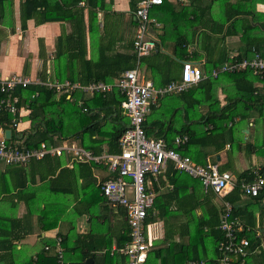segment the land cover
Returning <instances> with one entry per match:
<instances>
[{
  "label": "trees",
  "instance_id": "16d2710c",
  "mask_svg": "<svg viewBox=\"0 0 264 264\" xmlns=\"http://www.w3.org/2000/svg\"><path fill=\"white\" fill-rule=\"evenodd\" d=\"M139 1H129L131 11H135ZM204 1H207L206 5H204ZM81 2L85 3L84 7L87 9V16L89 18L88 28L92 31L93 25L91 26V24L92 20L94 22L96 20L97 11H106V8H109L105 0H22L19 5L20 28L22 31L26 30V22L29 20H33L35 25H42L49 22H68L71 24L73 29L72 34L61 36L57 39V46L59 45V47H57L58 52L55 54V64L60 60L64 61L63 68L61 65H59L61 68H56L55 66V75L59 81L64 80L71 84H79L81 86H88L93 83H113L114 81L112 80L114 78L119 80L124 72L138 70L142 66L151 71L153 79L159 78V84H157L158 86L154 85L155 87H163L170 82L179 80L181 66L179 69L177 59L166 56L160 50L137 57L132 42L126 48L131 50L130 53L116 52L115 54H103L101 55V61H98L96 64H93L89 60L85 61L88 69L87 72L82 74L81 72H74V62L77 59L82 61L85 57V8L80 7ZM216 2L222 10V19H224V22L229 23L227 36L235 35L237 28L241 27L243 29L239 37V53L233 61L239 62L243 59H250L253 54H257L264 59V11L260 12L256 9L257 4L264 5V0H235L234 3L230 2V0H189L188 7L183 8L184 10L182 9V11L186 14L184 22H187V28L191 29V33L200 19L197 10L201 11L205 16ZM12 7L13 0H0V25L7 24V26H13ZM225 14L227 15L225 16ZM177 16H180V11L177 13L175 6L170 4L168 0H162V4L149 11V17L151 19H153L152 17H156L164 28L168 27V25L175 24L176 20L180 18ZM205 18H207V15ZM175 26L177 27V24ZM220 33L213 32L212 34L216 35ZM183 37L185 39L188 38L185 34ZM72 43L74 47L70 48L69 45ZM187 44L185 40L176 41V46L178 49H182L181 51L186 50L185 47ZM212 51L210 49L208 50L211 58L213 57L211 55ZM218 52L224 63L230 61L227 59L224 48L219 49ZM175 66L179 70L177 74L173 72ZM26 67L27 64H25L24 68ZM205 67L207 70H212V68H218V63L211 62L209 58ZM86 73L87 75H85ZM220 76L225 77L234 88V93L228 94L229 99L226 106L222 108L215 107L218 105L215 98L216 79ZM218 77L203 80L181 94H167L155 103V105H163V108L170 105L172 113L168 117L170 125L166 133L170 131L173 137L175 135H188V143L179 151L184 155H188L193 161L201 165H205V158L208 155V153L204 152V149L212 148L217 153L226 144H229V139L232 140L230 133L227 136L224 134L226 129L230 132L233 129V124L227 127L228 123L232 122L234 118L246 119L249 116V112L256 108V105L264 106V97L258 95L256 91L257 87L255 86L259 82H264V71H258V75H253L251 69H246L233 73L220 74ZM12 95L17 96L19 99L16 104L17 109L23 107L30 110V113L26 117L30 121L29 130L16 133L15 129L11 126L12 116L5 111H0V129L4 131L10 130L11 137L9 141L15 142L21 140L22 145L26 149L38 148L43 142L53 143V137L57 136L60 137L56 141L57 144L61 141H65V144L68 146H75L76 144L79 148H83V150L87 149L94 156L102 152L103 145L108 146L107 152L116 153L118 138L128 124V119L122 116L120 112V104L126 97L116 88H112L110 91L103 93L75 89L71 92L58 95L53 89L30 84L25 87H16ZM68 96L69 98H67ZM5 97V95L0 93V99ZM199 105L208 106L209 111L205 115L194 113V107ZM244 105L246 108L243 109L244 111H241L240 107ZM182 114H184V120L182 119ZM258 114L262 117L264 115V109H259ZM16 117L19 120L22 119L18 113ZM178 123L180 124L179 126H177ZM144 124L145 121L143 126H145ZM210 124L213 128L210 131H204L203 128ZM171 143L168 142L169 145ZM61 157H65V161H69L70 159L69 163L73 162L77 164L75 170H67L74 178L83 174V164L78 163L86 162L78 160L72 154L65 152L58 157L45 156L41 160L31 161L26 166L42 163L44 165L47 162L50 163V161H53V158H57L53 162L51 169L55 170L60 168ZM89 163L96 169H102V166L95 165L93 162ZM23 167L25 166H14L17 170H23ZM63 169L60 168L62 174L66 172ZM41 171H50V168ZM166 173L174 192L179 190L180 184H186L181 183L184 180L189 182V186L192 189L195 188L193 183L198 184L202 188L199 180L191 178L183 172L173 170L171 165H168ZM46 176L43 175L40 179L44 180ZM0 177H2V172H0ZM108 178L109 174L107 173V177L101 179L98 185L99 191L101 183ZM252 178V171L247 170L237 174L234 187L223 198L225 202L230 203L232 206L242 196L246 197L243 195L240 185L242 182H250ZM177 193L179 192L177 191ZM63 194L65 195V193ZM2 195L3 192L0 191V197ZM210 195L213 196L212 194L203 195L206 202H209ZM263 197L264 192H260L258 196L248 198L253 199V204H264ZM102 199L106 202L104 196H102ZM195 200L196 204H179L177 209L174 210H168L167 207L170 204L163 208L159 207L158 216L164 219V237L162 240L155 242L153 247L149 248L145 264H188L189 262H193L194 264H221L219 262L221 253L218 251V243L223 239L222 233L218 230L220 208L214 204H204V202L199 204L198 199L195 198ZM49 201L54 202L53 200ZM42 205V207L38 206L37 208L40 230L44 232L55 229L57 223L66 215V209L61 208L58 204ZM76 205L78 207V204ZM76 205L73 210L76 209ZM87 207L85 214L88 216L86 210H89V206ZM152 207L156 208L158 205L154 204ZM198 207L202 209L200 218L195 215V209ZM152 210L153 208L148 210L145 225L152 223L153 219L149 217L152 215ZM232 213L236 215L233 211V206ZM179 216L185 217L186 221L180 224L168 223L169 219H178ZM3 217L5 216L0 213V264H56L55 250L52 256L45 254V252L50 251L49 246H46L47 249H44V251L38 252L35 259L31 258V256L19 255L16 246L13 244L12 239H10L12 229H7L6 226H2V223L6 222V220H3ZM190 218L194 220L189 221ZM88 220L91 225L89 233L82 237L81 240L75 241V246L77 245L78 248L84 244L82 249H79V256L77 257L70 251L61 248L63 260L67 264H84L86 259H92L93 264H126V258L124 256L110 254L111 245L109 240L111 239V235H113V233H109L111 230L110 222L106 218H97V216L88 217ZM245 228L243 232H238L236 236L238 240L242 238L248 240L249 244L246 248L248 254L243 260L238 257L229 264H251L250 255L253 253H256L258 256L260 255V264H264V238H255L254 233L245 231ZM71 230L74 229L72 228ZM96 235L106 240V245L104 246L106 250L100 255L94 254L97 251L94 243ZM174 236H178V241L174 239ZM115 237L116 247H121L127 243L129 240L127 225L122 227ZM184 237L188 238L187 243L183 242ZM58 238L62 242L61 245H63L65 240H68L67 235H61ZM100 250L98 251L101 252Z\"/></svg>",
  "mask_w": 264,
  "mask_h": 264
},
{
  "label": "crops",
  "instance_id": "0c3cea01",
  "mask_svg": "<svg viewBox=\"0 0 264 264\" xmlns=\"http://www.w3.org/2000/svg\"><path fill=\"white\" fill-rule=\"evenodd\" d=\"M129 1L130 0H105V2L108 3L109 8H106V11H97V17L95 20L97 23L92 20V31L88 28L89 18L87 16V9L84 7L85 3H80V7L85 8V57L83 59L84 61L77 59L76 62H74V72H81V74L87 72L88 69L85 61L89 60L93 64H96L98 61H101V55L103 54L131 52V50L126 48H128V45L133 40L135 34V22L133 11L130 10ZM20 2H22V0H13V26H7V24L0 25V79L19 74L31 79H40L42 82H63L64 80L59 81L55 75V70L57 67H60L59 65H61L62 68L64 67V61L62 60L55 64V54L58 52L57 47H59V45L57 46V39L61 36L63 37L72 34L73 29L71 24L68 22H49L42 25H35L33 20H29L26 22V30L22 31L19 19ZM168 2L175 6L177 13L180 11V16H177L180 18L176 20L175 24L168 25V27L164 28L162 23L158 21L156 17H152L160 24V27L158 29H153L151 33L159 41L157 50H160L161 53L172 59H177L179 69L182 62L187 60L190 55L192 57L191 60L198 64L205 73L211 71L207 70L205 67L209 58L211 62L218 63V67L224 63L221 55L218 54L219 49H225L228 60L230 57L238 55L240 44L239 37L241 30L243 29L241 27L237 28L235 35L227 36V32H229V23L224 22V19H222V10L217 2L206 14L207 18H205L206 15L204 16L201 11L197 10L200 19L197 22V25L192 29L193 34L191 33V29L187 28V22H184L186 14L182 11L183 8L188 7L189 0H168ZM230 2L234 3L235 0H230ZM206 4L207 1H204V5ZM256 9L260 12L264 11V5L257 4ZM226 15L227 14H225V16ZM176 24L177 27L175 26ZM213 32L221 33L214 35L212 34ZM184 34L188 36V41L183 37ZM179 40H185L186 43H188L185 47V51H181L182 49L180 50L176 46V41ZM69 46L70 48L74 47L73 43ZM209 49L213 50L211 53L213 56L212 58L208 52ZM25 64H27L26 68H24ZM137 72L141 82L149 81L152 82L153 85L158 86L159 78L153 79L150 70H147L142 66L140 69L138 68ZM85 75H87V73ZM115 80L116 79L114 78L112 81ZM216 81L215 98L218 105L215 107L222 108L226 106L229 99L228 94L234 93V88L225 77L220 76ZM255 86L257 87L256 91L258 92V95L264 97V82H259L258 84H255ZM163 107L164 106H161L160 104H154L150 107V112L148 116H146L144 127L148 137L163 139L168 143L172 142L176 135L173 137L170 131L166 133V130L170 125L168 117L172 113V108L170 105L166 106V108ZM263 107L264 106L262 105H256V108L249 112V116L246 119L242 120L234 118L233 121L227 125V127H229L233 124L232 127H236L235 134L240 135L243 141L248 137V141L250 142L249 146H253V143L257 144L259 142L264 145V115L260 117L258 114L259 109L263 110ZM244 108H246L245 105L240 107L241 111H244ZM24 110L21 122L16 127L18 133L28 131L30 127V121L26 119L30 110L27 108ZM208 111L209 109L206 105L194 107V113L199 115H205ZM182 119L184 120V114H182ZM179 125L180 124L178 123L177 126ZM212 128L213 127L210 124L204 127L203 130L210 131ZM1 131L4 132V130L0 129V133ZM258 131L262 138L256 136ZM229 133L232 135V131L230 132L228 129L224 131L226 136L229 135ZM251 134L253 135L251 136ZM257 139H259L258 142ZM61 142L58 143L59 146L61 145ZM75 146L77 145L75 144ZM247 146L248 145H246V147ZM107 147L108 146L103 145L102 152L97 156L115 154L107 152ZM116 148V153H118V147ZM261 148L262 150H257V153L260 154V156L252 154L248 164L245 159L248 153L246 150L239 149L237 155L234 157L231 152L226 150L231 149L229 144H226L225 147L217 153L214 152L212 148H207L204 149V152L208 153L204 164H206L207 161L215 164L221 172L230 173L236 180L237 174L242 173L243 171L248 170L251 172L256 168L264 169V146ZM254 149L256 148L254 147ZM84 150L87 151V149ZM249 152L251 154L252 149H250ZM217 157L219 159H217ZM62 158L63 157L60 158L61 161L59 167L61 169L64 168L63 170L66 171L64 174H62L60 168L51 170L53 162H55L57 158H53V161H50V163L47 162V164H44L45 166L42 163L25 166L22 168L23 170H17L14 166L2 165L3 168L0 169V172H2V177H0V191L3 192V195L0 197V213L5 216L3 217V220H6V222L2 223V226H6L7 229H12L10 239H12L13 244L16 246L19 255L31 256V258L35 259L38 252L44 251L45 247L49 246L50 251L45 252V254L52 256L56 247V239L61 235H67L68 240H65L63 245H61L62 242H60V248L70 251L78 257L80 253L79 249H82L84 244L78 248L77 245L75 246V241L81 240L82 237L87 235L91 227L88 218H86L85 204L86 206L94 207L97 211V218L103 217L110 222L111 230L115 231H109V233H113L109 240L111 245L110 248L116 246L115 236L122 227L115 225V216L123 217V214L121 213V209L118 210L107 205L102 199L98 185L102 178L107 177V173L103 168H94L89 162L78 163L83 164V174L74 178V176L69 174L67 170H75L77 164H74L73 162L69 163L70 159L69 161H65V157ZM47 168H50V171H41ZM166 171L160 174L157 178V182H154L152 185L153 193L155 194L153 205L157 204L158 207H152V215L149 217L153 220L151 224L146 225L147 238L149 243H151L150 247H153L155 242L162 240L164 237V219H161L158 216L159 207L163 208L170 204L167 207L168 210H174L177 209L179 204H196L195 198H197L199 204L204 202V204L217 205V207L220 208L221 214L222 203L225 202V199H223L224 197L218 198L213 194V196L210 195L211 198L209 197V202H206L203 195L211 193H205L196 183H193L195 188L192 189L187 180L181 182L186 184H180L179 190H177L179 193H177V191L174 192ZM43 175L47 176L44 180H41L40 178ZM193 181L195 180L193 179ZM186 185L187 187L185 188ZM89 189H94L96 194ZM63 193H65V195ZM49 200H53L54 202H50ZM252 201L253 199L242 196L239 201L232 204L233 211L236 213V215L232 213V216L236 217L241 222L243 229L246 227L245 231L252 232L254 233L255 238L261 239L264 238V204H253ZM42 204H58L61 208L66 209V215L70 210L75 208L76 204H78V207L76 205L78 211L75 213L76 217L66 218L65 215L61 221L57 223L55 229L43 232L40 230V224L37 217V208L38 206L42 207ZM195 213V215L200 218L202 209L200 207L196 208ZM192 220L194 219L190 218L189 221ZM185 221V217L179 216L178 219H169L168 223L180 224ZM72 228L74 230H71ZM204 230H206V228H204ZM241 232H243V230ZM174 239L178 241V236H174ZM187 241L188 238L184 237L183 242L187 243ZM94 243L97 247V251H95L94 254L100 255L106 250L104 249L106 240L101 236L96 235ZM250 258L251 264H260L261 262L260 255L258 256L256 253L250 255ZM235 260L236 258L231 259V261Z\"/></svg>",
  "mask_w": 264,
  "mask_h": 264
},
{
  "label": "built area",
  "instance_id": "2783aa9c",
  "mask_svg": "<svg viewBox=\"0 0 264 264\" xmlns=\"http://www.w3.org/2000/svg\"><path fill=\"white\" fill-rule=\"evenodd\" d=\"M160 4L162 0H140L133 12L136 29L132 46L137 57L148 55L158 49L159 41L152 35L151 29H158L160 25L149 17V11ZM235 57H230V61L205 73L191 60L190 55L181 64L179 80L163 87H155L149 81H138L139 75L136 69L124 72L120 79L113 83H93L88 86L71 84L67 81L42 82L40 79H31L19 74L0 79V93L6 96L0 99V111L12 116L11 126L16 133H18L16 127L21 122V119L16 117L17 113L22 118L25 108L17 109L16 104L19 99L12 93L16 87L30 84L53 89L58 95L75 89L103 93L116 88L126 97L121 102L120 108L122 115L128 119L126 129L117 141L118 153L102 156H94L76 146L69 147L65 142H61L59 146L56 141L60 137L57 136L53 137V143L43 142L38 148L26 149L21 140L10 142V138L5 139L4 132L1 131L0 163L5 166H26L31 161L41 160L45 156H61L65 152L72 154L78 160L102 166L109 174V178L101 183V194L109 206L118 210L125 209L123 217L129 230L128 242L121 247H112L110 254L124 256L126 264H145L151 246L146 234L145 220L155 199L152 185L157 182L158 176L167 170L168 165L199 180L205 193H211L218 198H223L231 191L236 182L230 173L221 172L217 165L208 161L205 165H198L189 156L180 152L179 150L189 141L187 135L175 136L171 145L163 139L148 137L143 123L150 112V106L167 94H181L199 82L216 78L220 74L251 69L253 75H258V71H264V59L257 54L239 62L233 61ZM252 176L250 182H242L240 185L246 197H256L260 192H264V169H254ZM221 208L218 229L223 239L218 243V251L221 253L219 262L229 264L232 258L240 257L243 260L247 256L246 248L249 243L247 239H237L236 234L243 228L241 222L232 216L231 204L223 202ZM55 256L56 264H67L63 260L60 238L56 239Z\"/></svg>",
  "mask_w": 264,
  "mask_h": 264
},
{
  "label": "rangeland",
  "instance_id": "374dc122",
  "mask_svg": "<svg viewBox=\"0 0 264 264\" xmlns=\"http://www.w3.org/2000/svg\"><path fill=\"white\" fill-rule=\"evenodd\" d=\"M220 45V44H219ZM178 67L177 66H175L174 67V70H173V72L175 73V74H177L178 73ZM138 81H140L139 79H138ZM236 127H234L233 129H232V140H230L229 139V144L231 145V149H226L228 152H231L232 154H233V156L235 157L236 155H237V153H238V150L239 149H241V150H246L248 153H247V156L245 157V159H246V163L248 164V162H249V159H250V157H251V155L252 154H255L256 156L257 155H259L260 156V154H258L257 153V150H262V146H264L263 144H261V142H259V143H257V144H255V143H253V146H249V144H250V142L248 141L249 139H248V137L245 139V141H243L242 140V138H241V136L240 135H236L235 133H236V129H235ZM253 134H251V136H252ZM257 137H259V138H262V136H260V132L258 131V133H257V135H256ZM258 140L259 139H257V142H258ZM251 141V140H250ZM252 142V141H251ZM47 144H50V143H47ZM246 145H248L247 147H246ZM244 147V148H243ZM254 147L256 148V149H254ZM250 149H252V153L250 154ZM255 151V152H254ZM263 151H264V149H263ZM1 164V163H0ZM2 165H4L3 163L1 164V167H0V169H2L3 168V166ZM254 170V169H253ZM252 170V171H253ZM232 172V171H231ZM233 173V172H232ZM90 190V189H89ZM90 191H92L93 193H95L96 194V192H95V190L93 189H91ZM85 207L86 208H88L87 206H86V204H85ZM78 210L77 209H75V210H70L69 212H68V214L66 215V218H70V217H76L75 216V213L77 212ZM87 211V213H88V216H86V218H88V217H93V216H97V214H96V210L94 209V207H92V206H89V210H86ZM65 216V215H64ZM119 216V215H118ZM115 225L116 226H118V227H125V221L123 220V218H122V216H119V217H117V216H115ZM116 228V227H115ZM22 258V257H21ZM21 261V260H20Z\"/></svg>",
  "mask_w": 264,
  "mask_h": 264
},
{
  "label": "water",
  "instance_id": "95a60500",
  "mask_svg": "<svg viewBox=\"0 0 264 264\" xmlns=\"http://www.w3.org/2000/svg\"><path fill=\"white\" fill-rule=\"evenodd\" d=\"M10 136H11V131L10 130H5L4 131L5 139L8 140L10 138ZM217 159H219V158L217 157ZM121 213L124 215L125 214V209H121ZM84 264H93V261H92V259H86Z\"/></svg>",
  "mask_w": 264,
  "mask_h": 264
}]
</instances>
